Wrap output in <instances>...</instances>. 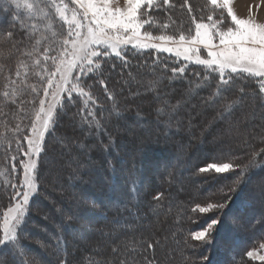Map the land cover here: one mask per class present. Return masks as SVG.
<instances>
[{
    "label": "trees",
    "instance_id": "trees-1",
    "mask_svg": "<svg viewBox=\"0 0 264 264\" xmlns=\"http://www.w3.org/2000/svg\"><path fill=\"white\" fill-rule=\"evenodd\" d=\"M159 4L160 8L154 6L148 13L155 24L145 27L153 35L187 33L194 29L193 17L206 23L208 15L215 19L223 14L228 21L225 11L209 0H169V5L160 0ZM14 12L0 1V236L4 214L14 202L11 185L19 186L21 181L17 171L10 170L9 155L18 140L23 146L18 136L25 132L37 106L26 90L35 84L37 75L22 64L32 56L38 37V33L26 35L22 25L36 20L30 22L25 10L18 16ZM25 46L31 47L30 52ZM127 61L124 64L112 56L102 64V78L112 99L104 87L89 80L92 87L88 91L96 101L92 127L81 123V116L87 115L81 99L73 98L64 109L55 137L46 138L39 194L30 207L22 238L18 233L20 244L11 251L0 246V258L5 264H264L247 256L264 243V201L258 200L264 186V112L257 111L264 108V93L260 92L264 80L241 74L245 78L237 81L229 95L243 98L244 103L225 122L217 119L219 108L204 103L211 89L196 87L200 77L194 73L202 76V66L189 64L191 71H185L184 79H173L170 69L184 63L174 56L129 49ZM22 70L29 73L26 81L17 77ZM150 82L154 91L149 90ZM188 95L191 105H184L173 120L158 114L157 109L164 107L161 99L176 104ZM256 117L261 123L251 119ZM249 119V124L243 123ZM230 122L243 130L231 134V145L225 147L230 139L221 132L228 131ZM62 137L68 138L65 144L59 142ZM250 160H255L254 166ZM217 161L249 164L234 192L229 193L224 185L232 183L240 168L225 174L198 172ZM49 167H57L54 178L60 183L53 186L55 191L47 187ZM179 178L191 179L178 188ZM192 190L199 195L189 197ZM157 194H162L159 200L154 198ZM45 197L57 207L74 205L76 209L57 211ZM225 200L223 209L206 214L192 211L197 203L204 206ZM218 213L223 227L216 226L220 231H213L212 242L193 239L191 233ZM155 217L162 224L153 233ZM35 224L43 226L47 235ZM36 236H41L39 243L34 241ZM167 245L172 258L161 248Z\"/></svg>",
    "mask_w": 264,
    "mask_h": 264
},
{
    "label": "snow or ice",
    "instance_id": "snow-or-ice-1",
    "mask_svg": "<svg viewBox=\"0 0 264 264\" xmlns=\"http://www.w3.org/2000/svg\"><path fill=\"white\" fill-rule=\"evenodd\" d=\"M111 2L112 0H71L75 8L71 9L72 15L69 18V5L63 3V0L61 3H57V0H12L17 9L27 10L29 20L46 19L49 16L59 17L68 25V31L67 38L59 42V50L47 49L44 52V61L51 60L54 70L48 71L46 63L43 66L47 78L43 81L41 89L32 88V91L37 96L42 95V98L39 99V107L35 110L34 119L28 126V134L21 137L26 141V145L21 146L19 140L17 141L16 151L22 153L26 159L20 161L22 182L19 186L11 185L13 191L10 197L15 202L7 207L3 218L0 246H6L7 251L20 244L18 230L22 238L24 226L28 222L31 198L39 194V166L42 165L41 153H45L47 148L46 135L55 137L56 125L64 115V109L73 102L74 96L82 99L83 110L87 112V115L81 116V123L89 127L93 126L96 101L91 92L85 90L92 87L89 83L90 79L104 87L109 99H112L108 86L102 78V64L108 58L115 56L127 64L129 49L137 52L151 49L156 53H165L174 56L177 61L184 62L180 67L170 69L174 74L173 79H184L185 71H191L188 69L189 64L202 66V76L199 72L194 73L200 77L196 87L211 89L209 95L204 98V103L209 107L219 108L217 119H223L225 122L230 121L236 109L243 106V98L232 99L229 95L237 87V81L245 78L241 74L264 78V23H257L251 18H238L230 7L231 0H210L211 5L216 8L226 9L227 16L231 18L230 24H225L223 14L215 19L213 15H208V23L203 20L197 22L193 17L194 29L178 35L165 33L153 35L152 31L145 29V25L155 24L153 17L148 13L154 6L156 8L162 6L157 0H125V6L122 8H112ZM163 4L169 5V0H163ZM189 11H191L190 7ZM22 27L26 35L35 31V24H29L27 21ZM162 27L167 28L168 25L163 24ZM8 35L12 34L8 33ZM48 51L56 54L49 56ZM35 63L40 65L41 61L37 59ZM149 90H155L151 82ZM240 91L242 92L243 89L241 88ZM260 92L264 93V83L260 84ZM4 95L8 96V93L5 92ZM161 102L164 107L158 108L157 112L159 115L167 114L169 121L174 119L175 114L185 103L178 101L176 104H171L167 99H161ZM46 103L47 107H45ZM96 124L98 126L99 122L97 121ZM67 139L62 137L59 142L65 144ZM11 159L15 160L16 157L12 156ZM249 164L254 166L255 160H250ZM249 164L209 162L198 168V172L225 174L240 168L241 172L235 178H231L232 183L224 185L231 193L236 190L235 185L240 183ZM161 195L157 194L154 198L159 200ZM231 199L232 196H228V200ZM228 200L205 203L204 206L197 203L192 211L206 214L214 209H223ZM217 225H221L219 213L208 219L202 228L192 232V238L204 241L206 244L211 243L215 238L212 235L213 231H220ZM260 247L264 248V244ZM247 256L255 259L257 254L255 251H248ZM203 258L207 259V256ZM258 258L264 261V255ZM0 264H5L3 258H0Z\"/></svg>",
    "mask_w": 264,
    "mask_h": 264
},
{
    "label": "rangeland",
    "instance_id": "rangeland-1",
    "mask_svg": "<svg viewBox=\"0 0 264 264\" xmlns=\"http://www.w3.org/2000/svg\"><path fill=\"white\" fill-rule=\"evenodd\" d=\"M3 4H4V2H7L8 3V5H9V9H10V7H12V8H14L15 9V11L16 12H14L15 13V15L16 16H18V14L22 11V10H25V9H17L16 7H15V5L12 3V0H0ZM159 1L160 0H157V3H159ZM210 1V0H209ZM57 3H61V0H57ZM63 3H67L68 5H69V9H70V11H69V13H68V15H69V18H71V15H72V13H71V9L72 8H75V5H73L72 3H71V0H63ZM6 7H7V5H5ZM112 8H122V7H124L125 6V0H112V2H111V5H110ZM42 7H43V5H42ZM145 7H147L146 5H145ZM230 7H232V9H233V12L237 15V17L238 18H240V19H249V18H251V19H253V20H255L257 23H264V0H231V3H230ZM46 11H47V9H45ZM224 11H225V13H226V16H227V12H226V9H223ZM26 12H27V10H25ZM141 11H143V9H141ZM34 20H36L35 21V31H32V32H30V33H38V37H37V41H36V43H35V45H33L32 46V56L30 57V58H28V59H23V66L24 67H26L27 69H29L30 71L32 70L34 73H36V75H37V78L34 80V83L35 84H33V86H30L31 88H27L26 86V90L29 92V94L32 96H34V99L36 100L35 102H37V106H36V108H35V110L39 107V103H38V101H39V99L40 98H42V95L41 96H37L36 95V93H34L33 91H32V88L33 87H36V88H38V89H41L42 88V83H43V81L47 78V73L44 71V69H43V66L45 65V63H46V65H47V69H48V71H52V70H54V66L52 65V62H51V60H48L47 62H45L44 61V59H43V55H44V52H45V50H47V49H56V50H59V42L61 41V40H63V39H65V38H67V31H68V25L67 24H65L63 21H61L60 19H59V17H55V16H49L48 18H46V19H34ZM227 22L225 23V24H230L231 23V18L230 17H228L227 16ZM30 22H33V20H30ZM206 23H208V22H206ZM0 26H1V19H0ZM145 27H146V25H145ZM55 33V34H54ZM31 47H26L25 46V51L26 52H30V51H28L29 49H30ZM132 50V49H131ZM148 51H151V49L150 50H148ZM145 52V51H144ZM56 53L55 52H53V51H48V55L49 56H52V55H55ZM202 54H203V50H202ZM113 57H115V56H113ZM37 59H39L40 61H41V64L40 65H37L36 63H35V61L37 60ZM29 73H27V72H25V71H21L20 73H19V75H17V77H19L22 81H26V80H28V75ZM242 75H246V74H242ZM247 76V75H246ZM255 78H257V77H255ZM262 80H264V78H261ZM15 80V79H14ZM86 91H88V89H85ZM34 93V94H33ZM92 95V94H91ZM192 96L191 95H188L186 98H185V103H184V105H191V102H190V98H191ZM74 98H77V99H81V98H79V97H75L74 96ZM157 99V98H156ZM81 102H82V104H83V101H82V99L80 100ZM89 104L91 103L90 101L88 102ZM45 107H47V103H46V105H45ZM213 109V108H212ZM257 111H259L260 113H263L264 112V108L263 107H260V108H257ZM197 113H198V111H197ZM197 113H195V115L197 114ZM34 115H35V111H34V113H32L31 112V115H30V118H29V123H28V126L31 124V122H32V119H34ZM251 119H253V120H255V122L257 123H261V120L258 118V117H256V118H251ZM251 119H249V120H244L243 121V123L244 124H249V122H251ZM28 120V119H27ZM26 120V121H27ZM221 121H222V119H221ZM27 126V128H26V130H25V132H23L22 133V136L23 135H25V134H28V132H29V127ZM241 128V127H240ZM236 124H233V122H230V123H228V131L226 130V131H222L221 132V134L223 135V136H225V138L226 137H228L229 139H230V137H231V139L233 138V136L232 135H234V136H236V134L238 133V132H241L243 129L241 128L240 129ZM177 131V130H176ZM185 131H187V130H185ZM231 132H233V133H231ZM20 134V132H16V136L17 135H19ZM232 134V135H231ZM220 135V134H219ZM22 136H18L19 138H20V140H21V144L24 146V145H26V141H23L22 139H21V137ZM244 136H246V134L244 133ZM48 137V135H46V137H45V142H46V138ZM231 139L230 140H228L226 143H224L223 144V146L225 145V147H228L229 145H231ZM222 146V147H223ZM224 152H226V151H224ZM221 153H223V150H221ZM12 156H15L16 157V159L15 160H13V159H11V157ZM41 157H42V153H41ZM180 157V156H179ZM26 159V157H24L23 155H22V153H19V152H17L16 151V148L15 149H13V151L11 152V154L9 155V161H11V165H9L10 166V170H13L14 172H16V173H18V175L20 176V178H21V181H20V183L22 182V179H23V176H22V168H21V164H20V161L21 160H25ZM54 158H52V160H53ZM51 161V159L50 158H47L46 159V161L48 162V161ZM49 161V162H50ZM66 167H68L69 168V166L68 165H66ZM85 168V167H84ZM84 168H81V169H78L77 170V168H75V170H77V171H82ZM87 168V167H86ZM50 169V170H49ZM49 169H47V176H48V183H50V185H47V187H49V188H51V190L52 191H55L54 189H53V186H57L60 182L59 181H57L54 177H55V175H56V173H57V167H49ZM178 170V169H177ZM179 170H180V168H179ZM60 171V170H59ZM162 172L163 171H166V169H162L161 170ZM167 171H169V172H171V170L170 169H167ZM59 173H61V172H59ZM190 179L191 178H184V179H181V178H179V179H177L176 180V182H175V185L179 188V186L180 185H183L184 183H186L187 181H190ZM264 181V180H263ZM253 186H256V185H254L253 184ZM38 189H39V187H38ZM199 190V189H198ZM198 190H192V191H190L191 193H190V195H189V197H192V198H194L195 196H197V195H199V192H198ZM261 190L263 191V197H259L258 198V200L259 201H264V186L261 188ZM195 195V196H194ZM36 197V195H34L32 198H31V201H30V207H31V205H32V203H33V201H34V198ZM175 199V198H174ZM45 200L47 201V202H49L50 204H51V206L53 207V208H55L57 211H63V212H67L68 210H74V209H76V206H67V207H65V208H60V207H57V203H53V201L52 200H50L49 198H47V197H45ZM15 202V201H14ZM14 202H13V204H14ZM164 206H167V204L165 203V204H163ZM36 206L37 207H39V206H42V205H39L38 203L36 204ZM172 207L174 206V205H171ZM166 213H169V211H167ZM60 215V218L61 217H65L64 215L65 214H63V216L61 215V213H59ZM47 216V215H46ZM46 216L44 215V216H42L43 217V219H45L46 218ZM162 216V215H161ZM158 219L159 218H157L156 219V217H155V219L153 218V224L155 225L154 226V229H153V233H155L156 231H157V228L159 227V225L160 224H162V223H159V221H158ZM49 221V220H48ZM47 221V222H48ZM3 223H4V219L2 220V231H3ZM145 223V222H144ZM143 224V223H142ZM146 224V223H145ZM144 224V225H145ZM143 225V226H144ZM35 226H36V228H38V231L39 232H42L44 235H47V232H46V229L43 227V226H39V227H37L38 225H36L35 224ZM18 233H19V230H18ZM150 234H152V233H150ZM36 239H34V241L35 240H37L36 241V243H39L40 241V238H41V236H36L35 237ZM168 244V243H167ZM264 244V243H263ZM92 247V246H91ZM162 248V250H166V252H167V254H169V251H170V247L167 245V247H161ZM167 248V249H166ZM255 252H256V254H257V256H256V258L255 259H253L254 261H259V262H261L260 260H259V256L260 255H264V248H261V247H259L257 250H255ZM37 256H38V254H36ZM169 258H172V255L171 254H169V255H167Z\"/></svg>",
    "mask_w": 264,
    "mask_h": 264
}]
</instances>
